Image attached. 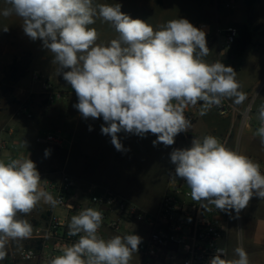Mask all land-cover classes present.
<instances>
[{
	"label": "clouds",
	"instance_id": "9594fccd",
	"mask_svg": "<svg viewBox=\"0 0 264 264\" xmlns=\"http://www.w3.org/2000/svg\"><path fill=\"white\" fill-rule=\"evenodd\" d=\"M0 15L22 20L24 33L41 40L53 54V63L77 96L74 107L84 119L101 118V132L111 137L117 151H124L118 133L156 135L153 144L171 146L187 132L191 122L184 115L188 104L203 102L207 109L223 99L238 98L236 71L217 61L209 63L206 33L187 19L167 21L154 29L121 11V5L93 0H5ZM99 16L110 23L118 38L98 44L94 27ZM7 31V27L3 28ZM175 102V103H174ZM257 135L264 143V104L258 110ZM106 125V126H105ZM91 130V127L89 128ZM50 155V150H45ZM170 161L176 177L183 179L194 201L237 214L256 196L264 199V172L259 163L226 147L213 135L194 138L191 147L174 149ZM41 177L29 158L0 160V260L6 245L31 237L27 216L42 199L55 205L40 187ZM103 213L81 209L68 224V235L78 240L52 257L48 264H130L141 237L136 234L99 235ZM233 259L217 248L208 264H249L241 246Z\"/></svg>",
	"mask_w": 264,
	"mask_h": 264
},
{
	"label": "rangeland",
	"instance_id": "374dc122",
	"mask_svg": "<svg viewBox=\"0 0 264 264\" xmlns=\"http://www.w3.org/2000/svg\"><path fill=\"white\" fill-rule=\"evenodd\" d=\"M136 0H93L94 6L97 4L120 5L134 4ZM184 3L191 0H182ZM196 3L194 0L191 2ZM221 12L227 15L234 14L237 5L234 0H222ZM9 7L5 0H0V10ZM126 14V13H125ZM237 15L234 17L236 18ZM239 17V16H238ZM233 18V20H235ZM237 19V18H236ZM239 19V18H238ZM229 21V22H227ZM250 26L253 32L254 44L250 45L244 56L240 59H229L217 55L216 43L214 51L209 48L210 53L216 60L225 66H231L236 71V80L239 82V92L247 97L245 108L251 114L253 131L257 133L260 127L258 110L264 101V31H255L252 27L254 21L246 14L241 21ZM264 22V21H263ZM228 25L226 29H218L217 34H225L227 37L228 28H236L237 24L230 23V19H225L224 23ZM110 23L103 21L99 16L95 18V23L89 27H94L98 33L97 43L101 44L102 36L108 28L111 29ZM7 27V31L3 28ZM210 43L214 42L211 37ZM221 41L222 37H221ZM226 45H224L225 47ZM53 54L43 47L41 40H31L23 31L22 20L15 16L4 17L0 15V113H14L15 117L25 116L29 120H34L35 113H40L42 123L47 125L49 122L56 124L51 131L36 137V143L42 145L46 150H50V155H45V161H51L49 165L45 164L39 167L38 172L42 173V179L55 178L60 174L70 175L69 160V138L66 129L67 124V103L70 88L63 79L62 74H58V65L53 63ZM16 60V65L20 67L19 73H25V76L18 82L11 85L7 81V73L10 65ZM65 82L66 84H63ZM12 87V90L6 88ZM73 90V89H72ZM6 93L7 96L3 94ZM236 102L238 98H230ZM227 102L225 99L222 102ZM175 103V102H174ZM230 104V103H229ZM231 105V104H230ZM216 107V105H214ZM205 109V108H204ZM216 109V108H215ZM62 121V122H61ZM65 122V123H63ZM203 124H200V130H203ZM62 130H60V129ZM59 129V130H56ZM88 141L92 147L102 144L106 138L101 131L89 130ZM52 135L61 141V145L50 144L47 142L38 143L39 137ZM183 136H180L181 139ZM118 138L124 147V151H117L111 143V137L104 139L108 147L101 150H91L90 161L92 170L86 173L90 181L77 185L79 190L85 184L91 187H117L121 192L127 194L129 200L133 201L145 212L155 210L158 200L164 192L166 172L174 167L170 161V153L174 149L188 148L182 142L175 143L171 146H165L162 143L156 145L153 141L157 139L156 135L148 133L145 136H138L132 133H120ZM171 172V171H170ZM84 178V175L83 177ZM75 181V180H74ZM92 190V189H91ZM40 204L46 202L42 199ZM46 207V206H45ZM42 207H34L31 214L28 215V221L34 227L38 223ZM48 213V212H47ZM46 213V215H47ZM45 214V213H44ZM43 214V216H44ZM45 215V216H46ZM44 216V218H45ZM38 217V218H37ZM136 227L124 226L123 231H135ZM241 244V237H239ZM8 259L3 261L7 264Z\"/></svg>",
	"mask_w": 264,
	"mask_h": 264
},
{
	"label": "crops",
	"instance_id": "0c3cea01",
	"mask_svg": "<svg viewBox=\"0 0 264 264\" xmlns=\"http://www.w3.org/2000/svg\"><path fill=\"white\" fill-rule=\"evenodd\" d=\"M194 1L196 3L192 4V0L187 3H184L182 0H136L134 4L121 5V11L133 19L146 21L154 29L159 28L172 19H187L195 27L205 31L206 39L209 37H211V40L214 39L213 43L207 40L209 48H212L214 51V45L216 43L217 55L227 56V58L229 49L227 38L225 34H217L218 29L223 30L228 27V25L223 24L225 19H230V23L232 24L242 25L246 24L241 21L247 14L254 21L252 25L253 29L258 32L261 30L264 31V0H260L255 4H248L246 0H234L238 7L236 12L231 15L221 12L223 10L221 8L222 0ZM236 15L237 19L234 18ZM110 27L111 29L108 28L101 34V38L103 39L101 44L107 45L111 40L118 38V33L114 27L112 25ZM221 37L223 42L221 41ZM252 44H254V40H252ZM224 45L226 46L224 47ZM210 52L205 58L206 61L209 63L217 62L216 56L214 57ZM63 84L66 83L63 82ZM247 97L243 100H237L235 103L230 98H226L225 100L237 107L240 111H245L246 101L249 98ZM77 102L78 99L75 91L70 89L67 109H65L67 112V124L65 122L63 123L66 125V129L64 130H67L69 135L70 176L75 180L76 188L78 184L91 180L89 176L85 175L92 170L89 156L91 150L106 149L108 142L106 143L104 139L108 140L110 138V136L106 135L102 144L92 147V144L88 141L90 134L89 128L91 127L93 130L101 131V125L105 122L102 117L98 119H84L74 107ZM35 114V119L29 120L25 116L15 117L14 113H0V160L9 162L12 159L23 157L31 159L36 164L37 169L42 165H49L51 161H45L43 158V151L45 149L42 145L36 143V137L49 133L52 130L51 128L56 127V124L60 121H55L54 123L49 122L47 125H44L45 123H42L40 113ZM184 115L191 122V126L187 132H181L175 137L176 146V143L182 142L189 148L194 138L202 139L206 135H213L226 147L248 156L253 161L260 163L264 169V143H261L260 137L253 131L251 123L253 117L251 115L250 120L246 123H244L240 113L221 117L216 112L214 105L204 109L203 102H198L196 105L188 104L184 108ZM200 124H203V130L199 128ZM120 133L126 132L121 131ZM180 136L183 137L180 139ZM42 173L47 172H40L39 174L41 175ZM174 174V167L170 168L168 173L166 172L164 192H162L154 211L157 210L161 198ZM83 175L84 178H82ZM46 179L43 178L42 181ZM89 187L90 185L85 184L82 189L83 191L92 189L96 193L113 191L135 204L129 200L126 193L121 192L117 187ZM51 206V203H45L43 205L37 203L36 207L43 208L40 209V212L39 210L35 211L37 214L40 213V218L37 217V225L43 222L44 216L50 210ZM222 214L226 223V258H235L233 250L237 246H241L248 254L249 264H264V199L253 196L247 207L242 209L238 214L234 210L231 212L222 211ZM28 215L21 216L20 218L28 219ZM239 237H241V244H239ZM29 242L28 239L10 241L6 245L7 256L4 260H0V264H3V261L7 259V264L10 262L24 264L19 260L18 255Z\"/></svg>",
	"mask_w": 264,
	"mask_h": 264
},
{
	"label": "built area",
	"instance_id": "2783aa9c",
	"mask_svg": "<svg viewBox=\"0 0 264 264\" xmlns=\"http://www.w3.org/2000/svg\"><path fill=\"white\" fill-rule=\"evenodd\" d=\"M236 34V28H228L226 38L229 45ZM215 108L221 117L240 113L244 123L250 120L247 107L240 111L223 101ZM37 142L61 145V141L52 135L39 137ZM41 188L58 203L52 204L43 222L34 227L28 238L30 242L20 251L19 260L24 264H48L52 257L62 254L64 247L76 242L79 237L68 235V224L73 215L88 207L103 213L99 229L103 238L126 234L141 237L130 264H208L217 248L222 247L227 253L222 211L194 201L186 182L175 174L154 212L143 211L113 191L79 190L74 179L67 174L43 180ZM132 225L136 227L135 231H123L124 226Z\"/></svg>",
	"mask_w": 264,
	"mask_h": 264
},
{
	"label": "trees",
	"instance_id": "16d2710c",
	"mask_svg": "<svg viewBox=\"0 0 264 264\" xmlns=\"http://www.w3.org/2000/svg\"><path fill=\"white\" fill-rule=\"evenodd\" d=\"M260 0H246L248 4H255ZM237 34L233 37L232 42L229 45L228 49V58L229 59H240L244 56L248 47L252 44L253 40V32L249 25L242 24L236 27ZM20 67L16 65V60L10 65L8 73H7V81L14 83L18 82L21 78L25 76V73H19ZM12 90V87L7 86ZM7 96L6 93L3 94ZM2 95L0 94V98Z\"/></svg>",
	"mask_w": 264,
	"mask_h": 264
}]
</instances>
